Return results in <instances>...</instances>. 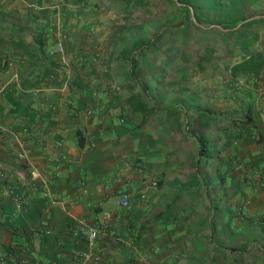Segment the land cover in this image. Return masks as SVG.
Instances as JSON below:
<instances>
[{
  "label": "crops",
  "instance_id": "crops-1",
  "mask_svg": "<svg viewBox=\"0 0 264 264\" xmlns=\"http://www.w3.org/2000/svg\"><path fill=\"white\" fill-rule=\"evenodd\" d=\"M106 1L0 0V258L77 264L97 229V264H264V78L230 76L238 60L213 74L180 61L161 79L170 48L140 53L135 81L111 53L97 73L85 29L124 18L102 15Z\"/></svg>",
  "mask_w": 264,
  "mask_h": 264
},
{
  "label": "rangeland",
  "instance_id": "rangeland-1",
  "mask_svg": "<svg viewBox=\"0 0 264 264\" xmlns=\"http://www.w3.org/2000/svg\"><path fill=\"white\" fill-rule=\"evenodd\" d=\"M167 2L171 3L172 0H107L105 2L107 10L102 15L106 13L113 23H118L119 19L124 18L116 25L108 26L103 23L100 26L85 29L88 37L94 41L89 48L94 53V66L97 73H102L103 69H107L110 58L107 60L106 57L109 53L115 55L114 61L118 60L113 65L129 66L127 60L119 55L121 50L128 48L129 44L138 46L139 41L142 45L146 44L151 39H153L152 42L159 40L158 43L162 44L165 49L174 50V46L176 47L171 55L167 54L166 57L163 55L165 58L161 59L158 64L161 68V71H159L160 68L158 69L160 72L158 76H161V79L169 76L171 68L184 57L183 66L193 70L197 69L200 63L201 65L206 64L208 72L211 73L216 70L215 67H227V64L241 60L243 56L250 53L264 52V21L250 23L253 19L264 20V1L260 2L253 19L240 23L239 27L245 22L250 23L247 27L240 29L242 34H233L234 31L230 30L224 32L223 35L210 26L196 24L192 19V24H190V21H186V16L185 20L182 18L184 13L181 14L178 9L175 10ZM118 5L121 7L126 5L124 13L117 7ZM185 26L188 29L181 31L185 29ZM209 78L213 77L209 75ZM194 92L196 91L189 90L188 87L186 90L188 95L184 98ZM189 98L193 99L192 96Z\"/></svg>",
  "mask_w": 264,
  "mask_h": 264
},
{
  "label": "trees",
  "instance_id": "trees-1",
  "mask_svg": "<svg viewBox=\"0 0 264 264\" xmlns=\"http://www.w3.org/2000/svg\"><path fill=\"white\" fill-rule=\"evenodd\" d=\"M264 0H172L171 3L167 2L168 5L171 6L181 14L184 13L183 19L186 16V21L195 22L199 25H207L216 30L225 29L230 31L232 28L236 27L238 24L249 21L253 19L255 15V11L257 10L260 2ZM9 18L16 20L15 33L20 32L24 29V24L27 20L25 17H21L17 15L16 11H10L7 13ZM3 16V13H0V19ZM184 19V20H185ZM192 19V21H191ZM184 21V22H186ZM264 21L263 19H253L250 21L251 24ZM248 22L243 23L240 27H238L235 31L239 33L240 29L247 27ZM185 24V23H184ZM183 25V24H181ZM223 27H222V26ZM250 26V25H249ZM2 28V26H1ZM4 28V27H3ZM33 29V33L38 36L37 43L41 45V35L43 27L39 24L34 23L31 26ZM188 28L185 26V29L181 31H185ZM153 39L148 40L146 44L142 45V42L139 41V45H131L129 44L128 48H123L122 56L125 57L129 63V76L133 81H135V66L136 60L142 57L140 53H148V63L149 61L154 60L152 56L153 52L159 51L161 54L166 55V50L162 44H159L158 41L152 42ZM174 50L176 47L174 46ZM136 53H138L136 56ZM163 56V55H161ZM181 62H185V57ZM229 74L232 77L241 76L246 77L250 76L252 78H264V52L256 51L250 53L247 57H242L240 61L233 64L229 69ZM81 80V79H80Z\"/></svg>",
  "mask_w": 264,
  "mask_h": 264
},
{
  "label": "built area",
  "instance_id": "built-area-1",
  "mask_svg": "<svg viewBox=\"0 0 264 264\" xmlns=\"http://www.w3.org/2000/svg\"><path fill=\"white\" fill-rule=\"evenodd\" d=\"M66 38V35L64 33H60L59 34V41L55 44L54 47V52L58 55L57 58V63L60 66L61 69H63L64 71H68L69 65H70V61L69 59H67L66 57H64L63 55V47H62V41ZM12 66L10 61H7V67L10 68ZM18 159L22 160L23 159V155H18ZM58 166H59V159L55 158L54 159V169L58 170ZM137 173H140L141 170L139 168L136 169ZM246 174H248V172L246 173L245 171V176ZM243 175V178L245 177ZM5 180V175L3 173H0V185L4 182ZM156 183L152 182L151 186H155ZM117 206L121 209H125L129 206V194L125 191H119L117 193ZM19 207V205L17 204V208ZM108 218V214L104 213L102 215V227L101 228H105V224L104 221ZM98 231L97 229H89L85 234H84V238L86 241V247L80 251H77L75 253V260L77 262V264H97L100 260V256L97 253H94L92 250V241L97 237ZM83 236V235H82ZM70 237L72 239H78L81 237V235L77 232V231H71ZM0 264H6L5 260H3L2 258H0Z\"/></svg>",
  "mask_w": 264,
  "mask_h": 264
}]
</instances>
